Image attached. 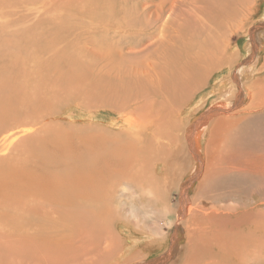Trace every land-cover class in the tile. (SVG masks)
Masks as SVG:
<instances>
[{"label":"rangeland","instance_id":"rangeland-1","mask_svg":"<svg viewBox=\"0 0 264 264\" xmlns=\"http://www.w3.org/2000/svg\"><path fill=\"white\" fill-rule=\"evenodd\" d=\"M241 1L247 2L245 7L247 11L244 12V14L248 12L250 18L247 23L243 24L241 19L219 26L214 23L216 21L210 20L209 16L212 10L208 2H215L214 0H0V50L15 49L13 47L14 39L21 36L24 38L35 37L22 44V48L25 50L23 51L25 55L23 66L25 65L27 69L24 67L25 71L23 70L19 80L23 84L24 95L30 97L35 93L39 98L36 107L26 108V105V109L22 107L18 111L19 113L15 110V113L10 117L0 121V251L3 253L0 254V264H39L31 258L25 257L19 247L22 246L25 239H30L34 234L54 233L52 228L47 226L42 227L43 229L40 228L41 230L34 229L37 225L34 223L36 216L33 214L29 216V219L34 227L26 222L19 224L18 221L19 225L16 228L9 227L11 224L8 222L12 217L6 211L16 203V199L19 200L24 194V196L27 195V200L33 204L35 203L34 198L37 197L33 191L22 192L23 190L20 189L24 188L25 183L18 182V179L25 177L23 175L25 166L22 163L31 159V157H27L28 147L34 141L41 143L39 140L41 133H48L49 130L54 131V129L59 130L58 133H64L67 138L73 139L72 142L75 145L82 144L81 132L96 130V128L108 130L111 134L115 132L121 137L128 138L131 135H123L125 132L122 131L131 132L126 129V124L120 115L126 116V119H134L138 123L142 121L143 124L140 125L141 128L139 127L137 135L132 136L133 146H130L131 149L135 148L132 149L131 154L141 158L140 165L149 169L148 179H154L155 182L152 185L146 184L147 177L141 176L144 178L140 180L139 177H136V170L131 169L130 171L129 169L125 173L130 175L132 173L129 183L131 182L133 186L136 185L134 188L137 189V193L127 194L125 192L122 196L111 194L101 200L100 211L99 208L93 211L90 219H99L102 230L112 229L115 235L114 237V235L104 234L109 241L104 238L103 248L104 244L106 248L101 252L110 254L113 250L115 256L120 252L121 256L116 257L117 264L133 254H138L139 257L130 264L146 262L153 264L165 252L166 248L169 249L168 247L171 246L169 243L175 240L172 246L174 248L173 255L167 262L168 264H175L181 253H185L182 256L185 264H264V227L261 229L262 232L260 230L258 232L248 223L244 224L245 226L241 225V221H245L246 218L240 219V217L234 223H228L232 209L237 204L243 203L234 202V199L239 196L244 201L255 202V210L264 211V165L261 164L264 163L262 158L264 147L258 145V141L261 140L259 136L264 134V123L260 133L259 129L255 131V134L250 133L253 130L250 127L252 122L257 120L264 122V104L247 110L249 113L243 114L245 116L239 123H235L233 126L228 125L226 132L207 131L202 135L198 150L200 162L196 161L195 165L192 164L188 155L190 149H186V145L182 144V150L179 151L177 146L179 144L178 130L181 123L183 120L184 124L186 123L182 131V135H184L201 115H205L210 110L211 105L214 104L213 100L216 97V89L220 80H228L235 75L239 81V87H234L236 85L234 82L232 87L234 92L240 89L238 96H243H240L241 99L236 101L234 98L236 93L230 91L229 94L234 95L233 99H235V102L231 101L230 104L234 102V105H231L232 108L215 105L218 109L213 118L219 115H231L235 118L234 120L238 119L240 116L238 112L248 107L252 101L249 91L256 90L260 83L264 84V68H261L264 62V49L261 47L264 44V33L260 31L261 28L250 32L256 24L264 22V0ZM230 2H238V0H230ZM226 17L224 16V18ZM210 21L214 25H211ZM210 36H216L210 41H221L220 44L218 42V50L212 52L214 56H218L212 65L205 61V63H200L198 54L201 52L200 47ZM99 38H101L100 40L104 38L107 41V45L112 48L115 55L125 57L127 61L123 63V72L120 71L117 74L113 72L111 69L113 66L109 65V61H112L111 56L104 55V52L98 49ZM54 40L57 41L55 45L57 49L60 45L58 50L65 48L67 52L55 54V49L48 47ZM250 40L258 45L257 51H254L250 62L239 65L251 55L252 50L249 48H251L252 41ZM182 42L183 44H180ZM182 47L184 50L181 49ZM173 48L176 52L183 53L184 51L183 54L188 56H186L187 59L191 57L189 61L192 74L183 80L177 90H174V85L169 86V77L168 85L164 86L159 82L161 84V86L159 83L157 85L159 90L154 91L150 85L160 80L159 75L162 72L158 66L159 64L164 65L161 59L168 62L166 60L168 56L169 59L176 58L173 55ZM169 49L172 51L170 52ZM164 51L166 52L164 53ZM161 52L163 53L161 54ZM28 54L30 55L28 56ZM160 54H164V57ZM71 56H75L79 61V68L72 78H70L72 69L62 62ZM186 58L182 57L180 60L184 61ZM245 71L247 73L244 74ZM102 79L107 80L109 88L102 90ZM32 81L33 84H31ZM114 82H119V87H112ZM128 82L138 88L148 86L146 89L144 87V90L132 88L135 89L134 92L125 93L124 88L121 90V85ZM30 84L32 87L37 85L31 88ZM136 91L141 92L139 93L140 97L135 93ZM10 93L15 97L13 91ZM13 96L11 99H14ZM21 111L27 113H21ZM16 113L17 115H15ZM208 121L205 123L206 125ZM248 122L251 125H248ZM239 130L241 133L237 137H241V139L238 138V143L226 144V137L234 138L237 134L236 131ZM148 136L151 139H148ZM146 140L147 143H145ZM171 151L174 154L173 158L168 157ZM164 153V157L156 159ZM34 156L37 157V155ZM32 158L34 157L32 156ZM259 158H262L263 162ZM156 161L160 163L155 165ZM213 161L215 164L212 175L208 176L206 172L210 168L207 165ZM196 172L197 177L190 185H187L185 192L188 203L186 212L188 214L189 208L196 206L195 201L198 200L200 201L199 205L203 206L201 211L213 218L200 219V225L195 226L191 231L184 225L188 218L185 213L180 216L179 228L176 233L175 220L178 216L175 206L180 200L183 186ZM30 176L25 178L31 180L39 177L42 180L41 176ZM126 181L128 180L122 183V187H125ZM221 196L223 197L219 200L218 197ZM202 200L215 207L202 204ZM173 207L176 209L172 212ZM210 209L211 211H209ZM86 210L89 209L86 207ZM52 211V208H47V213L45 212L44 215L50 219ZM18 213L23 215L22 218H26L24 212L17 210V215ZM29 228L34 230H29ZM259 233L262 241L256 242L255 237ZM87 236L90 237V234ZM116 240L119 245L118 250H114L115 245L113 244ZM53 241L58 243L59 235ZM107 242H110L111 245ZM109 245L110 247H108ZM85 248L93 250L90 243L86 244ZM72 252L76 253V250L74 249ZM107 254L105 255L107 256ZM105 255L101 253L99 258L102 259ZM110 255L109 257H113V254ZM89 257L92 258L91 255ZM116 259L114 260L116 261Z\"/></svg>","mask_w":264,"mask_h":264},{"label":"bare ground","instance_id":"bare-ground-1","mask_svg":"<svg viewBox=\"0 0 264 264\" xmlns=\"http://www.w3.org/2000/svg\"><path fill=\"white\" fill-rule=\"evenodd\" d=\"M214 1L215 2H208V3H210L209 5H210L211 10H212L210 15H209L210 20L213 19L214 21H216V22H214L215 24L217 23V25L223 26V24H225L229 21L234 22L235 20H241V19L243 20V24H245L250 19L248 17V12H246L244 14V12L247 11L245 9L247 2H242L241 0H238V2H230V0H214ZM224 16H227V17L224 18ZM210 22L212 23L211 25H214V23L212 21H210ZM225 25H227V24H225ZM256 28H261L260 31L264 33V22L262 24H256V26L251 28L250 32L252 33L253 30ZM32 30H30V31H32ZM32 33H33V31H32ZM33 34H35V33H33ZM36 37H37V35H36ZM33 38H35V37L32 36V37H27V38L25 37L24 38V36H21L20 38L14 39L13 47L15 49H11L8 51L0 50V121L2 119L10 117L13 113H15V110L17 111V113H19L18 111L22 107L24 109L28 108L29 106L30 107H36L37 103L39 102V98H37L35 93H34V95H32L30 97H27L26 95H24V93L22 91L23 90V88H22L23 84H21L20 80H19V79H21L23 70L26 68L25 65L23 66V64H24L23 61H24V56H25L23 51H25V50H23L22 44L24 42H27L29 39H33ZM104 38H103V40H100L101 38H99L100 42L98 45V47H99L98 49H100L102 52H104V55L107 54L108 56H111L110 59L112 61H109V65L113 66V68H111V69H113V72H116V74L119 73L120 71L123 72V70H124L123 63H125L127 60L125 59V57L115 55L114 51L112 50V48H110L107 45V41L104 40ZM215 38H216V36H210L209 38L206 39L207 41L205 42V44L202 47H200L201 52L198 53L200 63L205 61V62H208L210 65H212L218 59V56L215 55L217 57L216 58L213 55V53L218 50L217 45H218L219 41H217V40L216 41H210V40H213ZM260 39H261V37H260ZM252 40H253V37H252ZM252 40H250V41H252ZM56 43H57V41L54 40V41H51L50 44L48 45V47L55 49V54H61V53L67 52L65 48L63 50H58L60 48V45H59V48L57 49V46H55ZM220 43H221V41L219 42V44ZM251 43H252L251 48H249V50L250 49L252 50L251 55L248 58H246L244 60V62L239 63V65L240 64H246V63L250 62V60H252V55H254V51L256 50L258 45H256V43L254 41H252ZM58 44H61V43H58ZM180 44H183V42ZM261 47L264 49V44H262ZM54 49H52V50L54 51ZM181 49H183V47ZM52 50H51V52H52ZM171 51L172 50H170V52ZM173 51L175 53V54L173 53V55L176 56V58L172 57L171 59H169L168 58L169 56H168L166 58V60L168 62H165L163 60V58L162 59L160 58L164 62V65L161 66L162 64H159V66H158V67H160V72H162V74L159 75L160 80L157 83L150 85V88L154 89V91L159 90V88L157 86L159 82L162 85L164 84V86H165V84L168 85V78L169 77H170L169 86H171V84H172L175 86L174 90H177L182 85L183 80H185L186 77L187 78L190 77V75L192 74V73H190L191 63L189 61L191 57H189V59H187L186 58L187 55L183 54L184 51H183V53L180 51L176 52L174 48H173ZM220 51H222V50H220ZM165 52L166 51H164V53ZM162 53L163 52H161V54ZM161 54H160V56L164 55V54L163 55H161ZM29 55L30 54H28V56ZM168 55H170V54H168ZM221 55L223 56V54H221ZM157 56H159V55H157ZM38 57H36V58H38ZM182 57H184V59L186 58V60H184V61L180 60ZM193 57H196V56L193 55ZM197 57H198V55H197ZM225 57H227V56H225ZM46 59H47V57H46ZM219 59H221V58H219ZM26 61H27V59H26ZM62 62L66 66H68L69 68L72 69L70 78L74 77L76 75L75 72L79 68L78 67L79 61L76 59V57L71 56L69 58L64 59ZM262 65L263 66L261 68H264V62ZM245 69H248V68L245 67ZM105 71H107V70H105ZM240 71H241V69H240ZM247 71H249V70H247ZM33 73H34V71H33ZM106 73H108V71ZM245 73H247V72L245 71L244 74ZM194 76H195V74H194ZM241 76H242V73H241ZM110 77H112V75H110ZM126 77H127V75H126ZM223 77H225V76H223ZM232 77L229 78L228 80H220L221 82L217 85V89H216L217 90V93L215 95L216 97L213 100L214 104L211 105L210 110L207 113H205V115L203 114L197 119V121L191 126V128L187 132H185L184 135H182V131L186 125V123L184 124L185 121L183 120V122L180 125V128L178 130L179 131L178 132L179 144L177 145L178 150L179 151L182 150V144L186 145V149L187 148L190 149V153H188V152L187 153H188L189 157L191 158L190 160H191L192 164L194 163L193 165H195L196 161L200 162V154H199L198 150L200 148V142L202 141V135L206 134L207 131H209V132H212V131H220V132L224 131V132H226L228 129V125L233 126V124L239 123L241 118L243 116H245L243 114L249 113L247 110L255 109V108L259 107L260 105L264 104V84L260 83V85H257L256 90L249 91V94H250V97L252 98V101L250 102V105L248 104L249 105L248 107H246V108L242 109L240 112H238V114L240 115L238 119L234 120L235 118L231 115H229V116L228 115H219V116H216L213 118V115L217 112V109H218V107H216L215 105H219V106L224 105V106H227L228 108H230V107L232 108L231 105H234L235 99L237 101V100L241 99L240 96H243V95L238 96V94L241 91L240 89H237V92H234V89L232 87V86H234L233 82L236 84L234 87H236V86L239 87L238 86L239 81L237 80L235 75H233ZM244 77H246V76H244ZM244 79H246V78H244ZM119 80H120V77H119ZM119 80L116 79V81H119ZM138 81H141V80H138ZM258 81H260V80H258ZM33 83L34 82L32 81L31 84H33ZM118 83L117 82H114L113 84L111 83L112 87L117 88ZM160 83H159V85L161 86ZM31 84H30V86H31V88H33L38 83L35 84L33 87ZM67 84H66V86H67ZM101 85H102V90H105L108 87L107 80L102 79ZM147 86L146 87L142 86L141 88H138V86L135 87V86H133V84L128 82V83H125L124 85H121V90L124 88L123 90L125 91V93H129V92H132L133 90H135L137 88H138L137 90H144V87L146 89ZM132 88H135V89H132ZM12 91H13L15 97L13 96V94L11 95L10 92H12ZM24 91L26 92V90H24ZM230 91H233L234 93H236V96L233 95L235 99H233V96L229 94V93H231ZM213 92L215 93V90ZM135 93L140 97L139 93H141V92L136 91ZM106 94H108V93H106ZM115 95H117V94L115 93ZM161 95H162V93H161ZM11 96H13L14 99H11ZM125 96H127V95H125ZM128 99H130V98H128ZM231 101H234V102L232 104H230ZM26 105H27V107L25 108ZM110 105H111V103H110ZM214 107H216V108H214ZM105 109H107V108H105ZM22 112L23 111H21V113ZM25 112H23V113H25ZM111 112H113V111H111ZM17 113L15 115H17ZM123 117L124 116L120 115V118L126 124L125 125L126 129L130 130L131 133H129V131L127 132L123 129H122L123 130L122 132H125V134H123V135H126V134L131 135L128 138L121 137L120 135H118V133H115V132H112V134H111L110 131H108V130L96 128V130H86L84 132H81L80 135H82V137H81L82 144L81 145H75L72 142L73 139L67 138L64 133H61V132L58 133L59 130L54 129V131L49 130L48 133H46V132L43 134L41 133V135L39 136V140L41 143L34 141V143L28 147L27 157L28 158L31 157V159L22 163L25 166V171H24L23 175L25 177H28L30 175L41 176L42 180L39 179V177L38 178H32L31 180H27L25 177H23L22 179H18L19 183L20 182L25 183L24 188L26 190L24 188L20 189V190H23L22 192L28 191V190L33 191L37 194V197L34 198L33 201H35V203H33V204L27 200V195L24 196V194H22V196L19 200L16 199V203H14V205L6 211V213L8 215H11V217H12V219H9L10 222H8L12 226L9 225V227L10 228L11 227L16 228V226L22 222H26L27 224L33 226V223L29 219V216L31 214H33L34 216H36L34 223L37 225L36 227L33 226L34 229H40L44 226L45 227L47 226V227L52 228L54 233L50 234V233L44 232V233H39L37 235L34 234L33 237H31L30 239H25V242H23L22 246L19 247V249H21L20 250L21 253H23V255L25 257L31 258L34 261L38 262L39 264H117L116 262H118V259H116V257L121 256L120 252H119L120 254L118 253L119 255L116 252L117 255L115 256L114 251L111 250L110 254H113V257H109V255H110L109 253L107 254L106 252H101L102 250L104 251L106 248L105 244H104V248H103V243H104V240L106 239L104 234H106L107 236L114 235L112 229L102 230V228L100 226L101 221H98L99 219H96V218L90 219V216H92V213H94L93 211H96L100 207V202H102L101 200L105 199L106 196H110L111 194H116V195L122 196L125 194V192H127V194L128 193L131 194V193H135V192L137 193V191H136L137 189L135 190V188H134V186H136V185L134 184V186H133V184L131 182L129 183V180H131L132 173H131V175L126 174L125 172L127 170L130 169V171H131V169H135L136 170V173H135L136 177H139L140 180H141V178H144V177H147L150 175V173L148 172L149 169L147 167H144V165H140V159L141 158L135 156L134 154H131L132 149L135 148L134 147L131 149V146H130V145L133 146L132 136L135 137L137 135L138 131L140 130L139 127L143 123H142V121H141V123H138V121H136L134 119H126L127 118L126 116H125L126 118L124 117V119H123ZM112 120H113V117H112ZM207 121H208V123L206 125L205 123ZM163 122H164V120H163ZM263 123L264 122L262 120H257L256 122H252V126H250V127H252L253 130L250 131V133L255 134V131L256 130L258 131V129H259V133H260L261 129L263 128ZM248 125H251L250 122H248ZM125 126H124V128H125ZM121 128H122V125H121ZM240 128H242V127H240ZM28 130H30V129H28ZM152 130L154 131L153 128H152ZM174 130H176V129H174ZM236 133L237 134L234 138H232L231 136L226 137V144L232 145L233 143H238L237 141L239 139H241V137H237V136L240 135L241 131L240 130L236 131ZM69 135H71V134H69ZM30 137H31V135H30ZM153 137L154 136H152V138ZM158 137H159V135H158ZM207 137H208V135H207ZM259 137L261 140L259 139L260 141H258V145H260L261 147H264V134H262ZM148 139H151V138L149 137ZM154 139H155V137H154ZM164 142H166V141L164 140ZM145 143H147V140ZM157 143L159 144V142H157ZM139 144H137V145L139 146ZM244 144H245V142H244ZM206 145H208V144H206ZM214 145H216V144H214ZM142 148H144V146H142ZM148 148H149V146H148ZM218 151L219 150H217V152ZM34 155H37V157ZM32 156L34 158H32ZM164 156H165V153L159 155L158 157H156V159H160V157H164ZM168 157H170V158L174 157V154L172 153V151ZM256 157H257V155H256ZM262 158L264 160V153H263ZM262 158H259V160H261ZM154 163L156 165L160 162L156 161ZM154 163H153V165H154ZM214 164L215 163L213 161V163H209L207 165V167L210 168L206 172L208 176L212 175L211 173L213 171V165ZM256 164H258V163L256 162ZM261 164L264 165V163H261ZM238 167H239V165H238ZM13 168H14V166H13ZM220 168H218V169H220ZM133 172H134V170H133ZM141 176H144V177H141ZM229 176H231V175H229ZM196 177H197V172L183 186L184 189L180 194V200L178 201L177 206H175V207H177L176 214L178 216L176 220L174 219L175 220L176 233H177L178 228H179L178 222L180 221V216L185 214V213H186V215H188V218L186 219V222H184V225H186L188 227V230L191 229V231H193L195 226L197 227L200 225V223H199L200 219L205 220L206 218L207 219L213 218L211 215H205L201 211L203 209V206L199 205L200 201H198V200L195 201L196 206L189 208L188 214L186 212L188 203L186 201L187 196H185V192L187 191L186 190L187 185H190L191 182ZM233 177H232V179H233ZM30 178H31V176H30ZM14 180H15V178H14ZM125 180H128V181L125 182V187H122L121 185H122V183H124ZM154 182H155L154 179H150V178L148 179V177H147L146 184L152 185ZM137 185L140 186L139 184H137ZM215 186H216V184H215ZM253 186H254V184H253ZM147 188H148V186H147ZM15 189H17V188H15ZM140 190L141 189H139V192H141ZM155 191H156V189H155ZM201 191H202V189H201ZM260 192H261V189H260ZM201 193H203V192H201ZM157 195H159V194H157ZM161 195H163V194H161ZM222 197L223 196H221L220 198L218 197V199L221 200ZM10 199H11V197H10ZM234 202H237V203L243 202V203L240 205L237 204V206L232 209V212H230V218H229L230 220L228 219L229 220L228 223H234L238 217H240V219L246 218L245 221H241V225H244V224L246 225L248 223L249 225H251V227L253 226L254 228H256L258 232H259V230L261 231V229L264 227V225H263V223H264V211L255 210V207H256L255 204L256 203L253 201L252 202L251 201L250 202L244 201L241 196H239V198L234 199ZM201 203L206 204V206H214V205L210 204L209 202L205 203L204 200H202ZM218 204H219V202H218ZM86 207L89 210H86ZM47 208L53 209V211L51 212V216H49L50 219L46 215H44L47 213ZM175 209L176 208L173 207L171 211L173 212V211H175ZM17 210L24 212L23 214L26 216V218H22L23 215L21 213L20 214L18 213V215H19L18 216ZM99 211H100V208H99ZM209 211H211V209ZM3 212H5V211H3ZM57 214H58V216H57ZM53 215H55V217H53ZM172 216H171V221H172ZM182 219H183V217H182ZM17 221L19 222V224L17 223ZM3 224H5V223H3ZM34 229L29 228V230H34ZM6 230L8 231V229H6ZM35 231H33V232H35ZM86 232L88 235L90 234L91 238L89 236H87ZM58 235H59V242L54 243L53 239ZM259 235H260V233L258 234L257 237H255L256 242L262 241V240H260ZM27 236L28 235H26V237ZM4 237H6V236L4 235ZM114 237H115V235H114ZM112 238H110V239H112ZM107 241H109V240H107ZM174 241L175 240H173L171 243H169L171 245L168 247L169 249L167 250V248H166L165 252H163L160 255V257H158V259L155 260V262L153 264H168L167 262L171 259V255H173L174 248H172V246L174 244ZM117 242H118L117 240L115 241V243L113 241V243H114L113 245H115L114 250H116L119 247V245H117L118 244ZM88 243L91 244V246L93 247V250H88L85 248V245ZM107 243H110V242H107ZM110 245H111V243H110ZM110 245L108 247H110ZM74 249L76 250V253L72 252V250H74ZM92 251H94V252L92 253ZM112 251H113V253H112ZM100 252L103 253V255L107 254V256L105 255L102 259L99 258V255L101 254ZM1 253L2 252L0 251V254ZM74 254H75V256H74ZM183 254H185V253H183ZM183 254L181 253L180 258L176 260L175 264H179V263L185 264L184 258L182 260ZM18 255H20V253H18ZM89 255H91V257L93 259L90 258ZM254 255H255V253H254ZM137 257H139L138 254H133V255L127 257L126 259H124L119 264H130ZM114 259H116V261ZM187 261H188V259H187ZM147 263L148 262L140 263V264H147ZM149 264H152V262H150Z\"/></svg>","mask_w":264,"mask_h":264}]
</instances>
